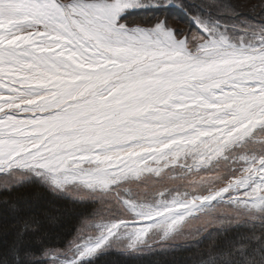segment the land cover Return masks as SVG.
Here are the masks:
<instances>
[{"label":"snow or ice","instance_id":"snow-or-ice-1","mask_svg":"<svg viewBox=\"0 0 264 264\" xmlns=\"http://www.w3.org/2000/svg\"><path fill=\"white\" fill-rule=\"evenodd\" d=\"M242 7L264 13V0ZM145 8L223 10L221 0H0V172L39 171L60 189L79 182L109 203L119 183L164 165L200 171L223 161L229 171L206 195L135 205L128 217L103 210L68 247L45 250L52 264H80L123 235L129 248L155 231L167 240L229 193L245 221L264 223V25L233 40L199 12L190 13L199 32L166 15L151 23L128 15ZM232 68L248 75L220 83ZM242 88H255L247 96L260 103L247 114L239 103L223 107ZM246 239L262 242L259 260L242 243L202 264H264V233Z\"/></svg>","mask_w":264,"mask_h":264},{"label":"rangeland","instance_id":"rangeland-1","mask_svg":"<svg viewBox=\"0 0 264 264\" xmlns=\"http://www.w3.org/2000/svg\"><path fill=\"white\" fill-rule=\"evenodd\" d=\"M242 3L243 0H221L222 11L193 8L190 9V12H186L180 8H145L134 9L128 13V15L144 23H151L155 18L166 15L169 19H175L178 23L186 25L190 31L199 32L201 29L191 18V14L199 12L210 24L215 26L218 30L226 31L233 40H236L246 35L245 30L247 28L253 25H264V13L257 12L256 14H252L247 11L246 8L242 7ZM232 70H236V68H232ZM242 90L244 91L245 89L242 88ZM259 101L260 100L243 95L236 96L232 102L241 103L240 111L245 114V107L246 111H248L252 107L258 105ZM25 103H33V101L29 100L25 101ZM248 123L250 122L248 121L241 129H236L234 131H242L248 127ZM165 147H167V145ZM148 165L150 168L156 166L151 164L150 161H148ZM238 174L239 173H237V175ZM227 176H229V171L223 161L200 171H185L178 166L170 167L164 165L159 175L146 172L140 179L129 178L127 181L119 183L114 192L116 196H119V200L125 201L124 205L119 203L116 196H109L107 198L109 200L108 203L107 200L100 196L98 191H91L83 187L79 182L70 183L65 188L60 189L53 185L51 177L48 174L30 169H13L7 172H0V185H6V187H0V189L15 187L23 182L33 180L39 181L38 183L46 185L51 190L67 198L92 204L93 206L89 210V216L86 218L81 217L80 222H78L79 226L76 230V235L68 241L70 244V242L77 237L78 230L83 221L95 217L103 210L105 212H108V210H115L118 213H123L125 217H128L130 212L133 211L131 207L128 206V203L132 205H155L158 199L171 200L180 193L206 195L209 191L222 188L225 184L223 178ZM82 193L90 194L86 198H80ZM120 193H124V195H120ZM231 195H234V193L225 194L223 198H216L209 202L205 205V208L213 209L212 211L197 214L194 219L187 221L178 232L167 240L162 241L160 232L155 231L148 237V240L146 238L145 243L138 244L135 248H129V238L127 235H123L110 240L103 248L98 250L97 253L90 258L82 260L80 264L89 262L99 254L109 251H116L123 255L130 256L153 252L155 250H164L166 247L171 248L172 246H179L182 244L196 245L204 240L206 236H212L215 230L222 228L232 229L235 227H242L243 225H260L264 229V223L260 220L251 222L245 221L248 219L247 213L238 211L236 208H231L233 205L228 203V198ZM229 217L234 218L231 223L227 220ZM118 218V214H113L110 217L111 220H116ZM121 231L124 230L122 229ZM254 242L260 243V241ZM212 248L214 249V247Z\"/></svg>","mask_w":264,"mask_h":264},{"label":"trees","instance_id":"trees-1","mask_svg":"<svg viewBox=\"0 0 264 264\" xmlns=\"http://www.w3.org/2000/svg\"><path fill=\"white\" fill-rule=\"evenodd\" d=\"M38 182L0 189V264H44L45 250L66 248L81 217L89 216L92 204L67 198ZM28 224L37 226L32 229L26 227ZM213 233L196 245L130 256L109 251L82 264H202L209 254L230 251L242 243L249 244L248 253L261 258L262 242L246 239L253 233H264L260 225L222 228Z\"/></svg>","mask_w":264,"mask_h":264},{"label":"bare ground","instance_id":"bare-ground-1","mask_svg":"<svg viewBox=\"0 0 264 264\" xmlns=\"http://www.w3.org/2000/svg\"><path fill=\"white\" fill-rule=\"evenodd\" d=\"M232 73H235V75L233 76V75H231ZM248 74L247 73H241V72H238L237 71V69L236 70H232V69H230V70H228L227 72H224L223 74H222V77L220 78V83H225V82H227L229 79H237V78H241V77H246ZM217 86H219V84H217ZM237 87H239V86H237ZM245 90L243 91L242 89H241V91L242 92H244L245 93V95H247V92H254V91H256V89L255 88H244ZM233 93H229V95H232ZM262 95H264V94H262ZM252 98H255V99H257V100H260L259 99V97H252ZM255 101V100H254ZM242 103H245V102H242ZM259 103H260V101H259ZM232 104H234L233 102H230L229 104H227V105H224L223 107H231L232 106ZM239 105H241V103L239 104ZM8 108H19L20 107V105L19 104H10V105H8L7 106ZM209 107H211V108H216V109H221V105H217V104H214V105H210ZM240 109H241V107H240ZM0 111H2V109H0ZM247 112L248 111H246V107H245V114H247ZM249 122L250 123H252V121L251 120H249ZM260 122H261V120H259V119H257L256 120V124H260ZM250 123H248V124H250ZM231 135V134H230ZM145 151H148V149H145ZM140 153H137V155H139ZM109 159H111L112 157L110 156V157H108ZM117 159H119V158H117ZM145 164H148V161H145L144 162ZM110 167H116V165L115 164H113V165H111ZM201 203H203V201H201ZM128 206L129 207H131V209L134 211L135 210V208H134V204L132 205L131 203H128ZM43 262H44V264H52V261L49 259V258H46V257H44L43 258Z\"/></svg>","mask_w":264,"mask_h":264}]
</instances>
